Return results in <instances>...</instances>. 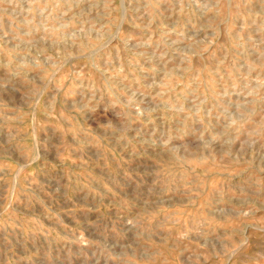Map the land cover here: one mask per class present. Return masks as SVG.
<instances>
[{
    "label": "rangeland",
    "instance_id": "374dc122",
    "mask_svg": "<svg viewBox=\"0 0 264 264\" xmlns=\"http://www.w3.org/2000/svg\"><path fill=\"white\" fill-rule=\"evenodd\" d=\"M0 264H264V0H0Z\"/></svg>",
    "mask_w": 264,
    "mask_h": 264
}]
</instances>
